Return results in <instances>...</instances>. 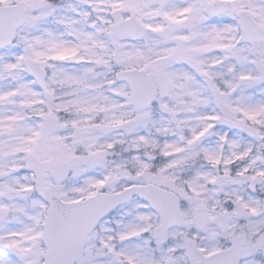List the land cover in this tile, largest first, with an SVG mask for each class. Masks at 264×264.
I'll use <instances>...</instances> for the list:
<instances>
[{
    "label": "snow or ice",
    "instance_id": "snow-or-ice-1",
    "mask_svg": "<svg viewBox=\"0 0 264 264\" xmlns=\"http://www.w3.org/2000/svg\"><path fill=\"white\" fill-rule=\"evenodd\" d=\"M0 264H264V0H0Z\"/></svg>",
    "mask_w": 264,
    "mask_h": 264
}]
</instances>
